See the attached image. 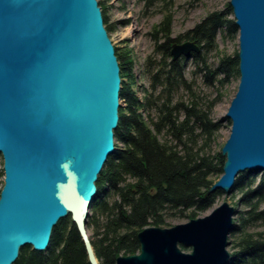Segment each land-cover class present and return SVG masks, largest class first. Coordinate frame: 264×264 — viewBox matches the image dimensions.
Listing matches in <instances>:
<instances>
[{
    "label": "water",
    "instance_id": "95a60500",
    "mask_svg": "<svg viewBox=\"0 0 264 264\" xmlns=\"http://www.w3.org/2000/svg\"><path fill=\"white\" fill-rule=\"evenodd\" d=\"M238 29V90L226 118L223 175L211 192L231 194L244 172H264V0H231ZM174 60L200 53L173 43ZM98 0H0V264L20 250L45 251L65 218L90 264H100L88 229L97 181L114 154L122 81ZM89 212V213H88ZM236 209L138 234L140 250L116 264H228Z\"/></svg>",
    "mask_w": 264,
    "mask_h": 264
},
{
    "label": "trees",
    "instance_id": "16d2710c",
    "mask_svg": "<svg viewBox=\"0 0 264 264\" xmlns=\"http://www.w3.org/2000/svg\"><path fill=\"white\" fill-rule=\"evenodd\" d=\"M156 1L146 0V8ZM231 16L229 3L225 10L208 14L186 34L173 38V16L166 15L150 34L155 45L145 68L150 90L143 102L134 91L137 76L131 52L115 45L122 79L120 100L125 104L119 110L115 130L116 150L99 175L90 210L93 216L88 217V229L95 224L90 237L100 264H116L119 256L139 252L138 234L144 228H163L168 218L179 215H187L189 221L198 218L225 196L221 191L211 192L226 161L213 149L223 122L214 120L212 113L221 101V89L240 76L239 59L238 52L223 53L211 64L209 54L217 51L220 37H238L239 29ZM183 41L196 42L201 51L174 60L171 46ZM190 61L194 65L191 79L186 72ZM199 75L216 91L208 102L195 90ZM233 192L242 194L239 203L248 210H236L238 218L231 236H237V250L228 264H264V234L247 231L254 222L264 221V174L258 178L256 172L241 173ZM14 264L90 263L76 226L71 218H65L54 227L45 251L23 247Z\"/></svg>",
    "mask_w": 264,
    "mask_h": 264
},
{
    "label": "rangeland",
    "instance_id": "374dc122",
    "mask_svg": "<svg viewBox=\"0 0 264 264\" xmlns=\"http://www.w3.org/2000/svg\"><path fill=\"white\" fill-rule=\"evenodd\" d=\"M231 0H157L153 6L150 8H146L144 6V1L139 0V11L141 13V19L145 20L147 30L150 32L153 28L158 25L163 18L171 14L173 16V25H172V37L178 38L186 34L188 31L193 29L198 23H200L208 14L223 11L227 8V5L230 3ZM144 10V14L142 13ZM146 11V12H145ZM233 19V16H231ZM239 35V34H238ZM149 38V37H148ZM152 40V39H151ZM114 42V41H113ZM147 48L145 49V53L148 52V56L152 55V51L154 49V44L151 41L149 45V40H146ZM114 44L121 49L123 48L121 43L118 40H115ZM239 52V42L238 37L236 39H225L223 40L221 37L218 40V49L215 52H211L209 54V62L211 64H216L218 58L223 53L227 55H235ZM194 70L193 62L190 61L187 64L186 72L187 77L190 79L191 72ZM239 77L232 78L230 83L225 85L222 89V98L220 103H218L212 113V117L214 120L222 121L223 126L222 129L218 132L213 149L216 152H221L223 146L225 145L226 141L228 140L231 132V125L227 120H225L227 111L230 107L231 101L234 98L239 85ZM150 86V82L148 81ZM196 92L203 98H207L209 100L213 99L216 96L215 89H212L205 83L204 79L199 75L196 78ZM3 170V159L0 155V186L4 183V175H2ZM258 178H260L264 172L257 173ZM242 194L240 192H233L227 197V201L235 207L237 212H245L248 210L244 205L239 203V199L241 198ZM226 196H222L216 206H219L223 200H225ZM213 208V209H214ZM212 209V210H213ZM261 209H264V205ZM212 210L205 212L200 217L208 215ZM90 216H93V213L90 212ZM187 215H179L178 217L168 218L163 226V228H170L174 227L178 224H183L189 222L188 218L185 217ZM238 216H236L235 220H237ZM93 228H90L92 235H94L95 224H92ZM248 233L251 234H264V221H258L251 224L248 229ZM237 236H230L229 238V247L228 250L232 254L237 250Z\"/></svg>",
    "mask_w": 264,
    "mask_h": 264
},
{
    "label": "bare ground",
    "instance_id": "6f19581e",
    "mask_svg": "<svg viewBox=\"0 0 264 264\" xmlns=\"http://www.w3.org/2000/svg\"><path fill=\"white\" fill-rule=\"evenodd\" d=\"M99 2L104 5L107 25L113 30L109 33L112 41L118 40L123 48L131 52L134 73L137 76L134 91L139 101L143 102L146 100V92L150 90L149 79L145 74L148 61V52L145 53L146 40L150 41V45L153 39L150 36L151 31L147 30L145 20L141 19L139 0H99ZM142 13L144 14V10ZM152 43L154 44V41ZM121 104L124 106L125 103L121 101ZM89 234L92 235L90 230Z\"/></svg>",
    "mask_w": 264,
    "mask_h": 264
},
{
    "label": "built area",
    "instance_id": "2783aa9c",
    "mask_svg": "<svg viewBox=\"0 0 264 264\" xmlns=\"http://www.w3.org/2000/svg\"><path fill=\"white\" fill-rule=\"evenodd\" d=\"M142 1H144V6L146 5V0H142ZM147 59H148V56H147Z\"/></svg>",
    "mask_w": 264,
    "mask_h": 264
}]
</instances>
